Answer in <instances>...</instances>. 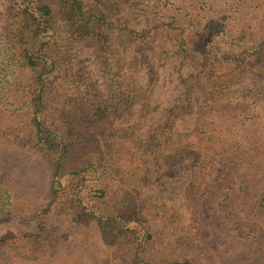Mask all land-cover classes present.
Segmentation results:
<instances>
[{
	"label": "trees",
	"instance_id": "trees-1",
	"mask_svg": "<svg viewBox=\"0 0 264 264\" xmlns=\"http://www.w3.org/2000/svg\"><path fill=\"white\" fill-rule=\"evenodd\" d=\"M0 107L49 177L0 264H264V0H0Z\"/></svg>",
	"mask_w": 264,
	"mask_h": 264
},
{
	"label": "rangeland",
	"instance_id": "rangeland-1",
	"mask_svg": "<svg viewBox=\"0 0 264 264\" xmlns=\"http://www.w3.org/2000/svg\"><path fill=\"white\" fill-rule=\"evenodd\" d=\"M82 59L86 62L92 58V50L86 44L79 48ZM164 86L170 87L167 73L164 76ZM14 107V105H13ZM23 107L21 110H24ZM14 112H9L6 108L0 107V128L8 126L16 118ZM22 118H25L21 111ZM24 120V119H23ZM0 131V197L9 198V208L19 206H32L44 203L43 192L48 184V170L42 158L30 147L13 145L7 142ZM20 227L18 220H7L0 222V237L8 235ZM74 238L67 242L74 251L80 255V243ZM92 254L87 256L91 258ZM59 259V258H58ZM102 260L88 259L86 264H99ZM104 264V263H103Z\"/></svg>",
	"mask_w": 264,
	"mask_h": 264
}]
</instances>
